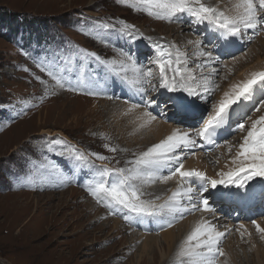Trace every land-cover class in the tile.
I'll return each instance as SVG.
<instances>
[{
  "label": "rangeland",
  "instance_id": "obj_1",
  "mask_svg": "<svg viewBox=\"0 0 264 264\" xmlns=\"http://www.w3.org/2000/svg\"><path fill=\"white\" fill-rule=\"evenodd\" d=\"M204 2L221 8L227 4L226 0ZM125 25H134L135 28H125ZM186 25L191 27L186 33L188 39L176 44L178 34ZM130 31L132 37L128 35ZM221 34L211 25H195L187 14L172 21L157 19L148 13L141 0H0V264L135 263L144 240L141 236L135 240L132 234L141 230L137 226H127L91 195L88 186L92 177L87 171L97 172L94 176L98 180L102 168L131 169L134 167L131 162L139 153L170 135L165 128L160 130L158 137L154 136L156 130L150 133L147 127L133 132L136 125L129 107L134 104L145 106L138 102L129 103L124 98L125 91L129 92L128 85L138 97L144 94L143 89H149L153 94L159 92L161 87L155 82L159 71L153 63L159 52H169L170 49L175 55L190 47V67L197 66V70H201L207 65L202 61L208 59L196 55L194 47L199 45L207 51L212 49V60L217 61L215 66L219 67L216 75L200 74L204 79L211 78L210 88L218 87L211 93H204L202 87H197V92L208 96L206 101L188 97L196 111L194 116L188 114L191 118L184 120L187 110L175 108L173 104L177 96L174 93L165 96L169 98L167 101L173 102L169 110L175 115L165 122L182 130L196 129L192 124L198 120L195 115L201 113L203 103L209 102L211 96L216 102L223 87L242 71L258 61L264 65V33L256 38L252 32L244 33L247 34L244 41L247 40L248 44L241 43L243 48L240 51L231 52L224 58L213 45ZM198 40H203L202 44L196 43ZM159 43L165 44L167 49L155 51V45ZM128 48L139 53L138 63ZM85 51L96 53L99 59L85 55ZM75 59H81L88 66L85 76L75 72L68 79L73 83L77 76L79 81L75 80L73 86L81 92L69 91L67 85L54 87L47 71L40 67L43 63L56 62L62 69L73 72L71 67ZM148 68L154 73L151 78L146 75ZM37 76L48 81L47 90ZM139 80L145 82L137 87ZM152 85H156L154 90ZM176 94L187 96L179 91ZM261 98L257 94L244 109L252 120L264 115V108L259 112L253 110ZM243 119L247 127L250 121ZM38 123L43 124L39 126ZM243 135L238 132L226 140L229 144L224 143L223 149L212 152L217 153L209 158L213 172H217L219 165L226 161L230 145L231 153L235 152ZM58 138L63 139V146L51 150L48 145ZM111 147L117 151L112 152ZM65 148L78 149L77 155L83 153L86 159L77 161L61 155ZM198 152L199 149H195V155ZM93 153L107 159L99 160ZM195 155L185 150L184 161ZM167 174L166 169H161L154 174V182L149 180L139 185L141 190L156 188L163 182L158 177ZM105 177L113 178L112 175ZM142 192L144 200L154 202L161 199L148 190ZM228 198L234 199V194ZM227 214L229 221L225 226L232 224L231 232L237 230L238 225L253 220L264 227V214L257 217L258 213L252 220L248 218L250 216L233 210ZM170 217L166 214L145 218L152 224L146 231L153 232L156 222L160 226L156 234L175 232L176 235L181 220ZM168 222L172 227L167 228ZM250 229L264 246V240L253 224ZM231 232L222 240L223 251L231 239ZM242 239L244 246L239 248V253L244 247L247 248L244 251L251 253L247 235L244 234ZM225 255L217 258L218 264ZM157 264H162L159 258Z\"/></svg>",
  "mask_w": 264,
  "mask_h": 264
},
{
  "label": "snow or ice",
  "instance_id": "obj_2",
  "mask_svg": "<svg viewBox=\"0 0 264 264\" xmlns=\"http://www.w3.org/2000/svg\"><path fill=\"white\" fill-rule=\"evenodd\" d=\"M150 15H154L157 19L175 20L180 19L183 15H189L197 24H207L213 26L222 37H242L244 33L251 30L252 34H257L260 30H264V0H235L231 9L221 10L218 6H212L204 2V0H141ZM106 28H112L113 25H104ZM125 28L134 29V25H125ZM129 37L133 33L128 32ZM251 39V37H249ZM202 44V41L196 42ZM85 55L99 59L96 53L85 51ZM204 55L209 60L212 59V53L207 52ZM131 61V56H128ZM105 63H108L105 61ZM111 63L115 64L116 61ZM159 69L158 85L171 92L187 93V96H177L174 104L178 111H185L193 103L188 97L205 98L201 93L188 85V80H194L192 76L185 75L184 64L186 59H182L179 53L161 51L159 57L153 61ZM121 62V67H123ZM42 70L47 71L48 77L54 82V87L64 88L68 86L69 91H76V87L72 86L70 81L65 79L67 69H62L56 62L43 63L40 65ZM147 77H153L152 68L146 71ZM36 79L45 86L47 90L48 81L42 80L37 76ZM150 83V80L148 81ZM218 85L209 88L207 83L203 86L204 93L215 91ZM156 85H152V90ZM144 95L141 100L146 108L152 107L155 100L147 95L149 89L142 90ZM261 95V99L254 105L253 110L259 112L264 108V71L251 73L250 78L233 84L229 91L225 92L223 98L212 105L211 113L208 118L203 121L202 125L195 130H184L177 128L172 133L153 144L146 151L139 153L135 160L132 161L134 167L131 169L102 168L100 178L90 183L88 188L98 202L105 207L111 209V214L115 215L119 210L126 209L134 213L138 217L154 218L163 217L164 215L176 214L183 219L184 213L192 211H207L214 213L209 199L204 193H209L210 189L218 186H235L236 188H246L250 185L246 182L261 178L264 180V115H260L257 119L252 120L245 113V118L250 121L246 127L245 122L241 121L236 124L233 132L244 133L241 142L238 144L236 153L232 156V163L236 166L228 172H220L219 178L213 179L203 171L196 169H185L184 160L185 150L188 154L195 155V149L202 147L205 142L213 144L216 147L220 145L216 142L221 129L227 124L232 114L240 109L243 111L247 104L255 99V96ZM140 105H132V111ZM147 117L146 124H150L156 120V116L151 112L143 114ZM228 144V141H222ZM62 138H58L54 143H50L48 147L51 150L59 146H63ZM112 152L117 151L115 147H111ZM78 149H64L61 155H68L77 161L86 159L83 153L77 155ZM232 146H229L231 153ZM99 160H105L107 157L93 153ZM161 169L167 170V175L158 177L163 182L179 177L180 185L177 191H174L164 204H155L153 201L144 200V195L140 188L141 183L149 180L154 182V174L160 172ZM112 175V179H105V176ZM193 178L202 181L199 189L191 186L190 182ZM179 197V201L177 198ZM156 199H159L157 197ZM180 205H183L182 207ZM175 218V216H173ZM125 219H128L125 216ZM257 232L261 234L260 238L264 240V227L253 220ZM167 227H172V223L168 222ZM239 229H247L243 224ZM237 229V231H239ZM232 229L220 231L211 220L201 219L192 231L184 239L179 250V255L186 258L189 264H218L217 258L225 255L221 246L222 240L226 235L230 234ZM244 232L241 233L243 237ZM250 235V234H249Z\"/></svg>",
  "mask_w": 264,
  "mask_h": 264
},
{
  "label": "bare ground",
  "instance_id": "obj_3",
  "mask_svg": "<svg viewBox=\"0 0 264 264\" xmlns=\"http://www.w3.org/2000/svg\"><path fill=\"white\" fill-rule=\"evenodd\" d=\"M226 1H227L226 7L221 8L218 6L221 10L231 9L234 2H235V0H226ZM220 3H222V1H220ZM222 6H223V4H222ZM190 28L191 27H188L186 25L181 30L182 33L178 34L176 44H180L182 42H185L188 39V35L186 33H188L191 30ZM183 31H184V33H183ZM212 37H213V35L211 33L210 38H212ZM196 40H197V38H195V41ZM198 41H203V40H198ZM190 42L193 43V41H190ZM190 42H189V45H190ZM190 46L193 47L192 44ZM194 48L196 49V55L201 56L203 58H207V59H208V57L204 54L212 51V49H210L211 51L204 50L205 48L201 47L199 45L194 47ZM189 49H190V47H188L185 51L184 50L178 51L181 58L186 59V63L184 64L185 75L186 76H192L194 74V80L189 79L188 85L196 90L197 87L203 88V86L207 83L208 87L210 88L211 83L209 80H211V78L206 77V79H204L203 77H200V74L210 73V74L216 75L217 71L219 69V67L215 66V64H217V61L215 62L212 59L211 60H209V59L203 60L202 63L203 64L206 63L207 65H205L204 68H202L201 70H197V66L190 67L191 66L189 63L190 58L188 57V53H189L188 50ZM185 52H187V53H185ZM261 64H262V62L258 61L256 65H254L248 69H245L244 71H242V73H240L232 81H230L227 85H225L223 87L221 93H219L216 96L217 101L215 103H217L220 99L223 98L224 93L229 91L233 84H237L241 81L247 80L248 78H250L251 73H253V72H258L260 70L263 71L264 65H261ZM205 67H207V68H205ZM202 81H204V83ZM138 82H139V84L136 86L140 87L141 85L144 84L145 81L139 80ZM131 90L135 91L132 87H130L128 85L127 91L132 93ZM204 96H206V99L204 98V101H206L208 99V96L205 94H204ZM129 109H132V105L129 107ZM243 111L246 112L244 109H243ZM145 112H151L152 115L156 116V120L152 121L150 124H146L144 127H141V125L145 124V121L147 120V117H145L143 115ZM161 112H163V110H161ZM130 114H132V119L135 120V125H136L133 132H136L137 130L140 131V130L144 129L145 127H147L150 133L152 130H156L157 133L154 134V136L158 137L159 132L162 128L167 129L170 134L172 133V131L174 129H177V127L173 126V124H167L165 122L167 120V118L175 116L174 114L171 113V109L168 110L167 114H162L160 116H157L154 112L150 111L148 108L139 106L138 108H135L132 111H130ZM185 114H187V113H185ZM187 118H191V117L187 114L184 120H186ZM42 124L43 123H38L39 126L40 125L42 126ZM184 130H195V129L188 128V129H183L182 131H184ZM43 132H45V130H43ZM157 140H159V139L157 138ZM158 142L156 141L155 143H158ZM218 149H220V150L223 149V146L221 145V147H219ZM236 149H234L235 150L234 153H228L227 154V156L225 158L226 161H224L221 165H219L220 168L217 172L212 171V168H211L210 163H209L210 162L209 158H211L213 155H215L217 153L207 154L201 150H199V152L194 157H192L191 160L184 161L185 169H188V168L189 169L190 168L196 169V170L205 172L207 174V176L210 175L211 178H213V177H214V179L219 178L220 172L226 173L236 166L235 164L232 163V159H231L232 156L235 155ZM195 179H198V178H195ZM178 180H179V177H174V178L168 180L167 182H161V184L156 185L157 187L154 189H151V187H144L143 190H148V192H150L151 195H154V193H155L156 195L161 197L160 200L154 201L155 204H157V205H159L160 203L164 204L166 201H168L169 197L175 191V187H178L177 186ZM177 200L179 201V197L177 198ZM180 206L182 207L183 205H180ZM222 207L223 208L225 207V208H224V211H221V213L212 214V213H209L207 211H192L190 213H184L183 219H180L179 216L176 214H172L170 217L171 219L173 218V216H175V218H173V219L178 220V221L181 220V222H179L177 224L176 229L179 230V233H177L176 235H175V232H172V233H169L166 235V234H156L155 233L156 231H153V232L139 231V230L134 231L132 236L134 237L135 240L136 239L138 240L140 236L144 240V243L141 244V246H140L139 253L136 255V261L134 264H157L158 258L160 259L162 264H189V262L187 261L186 258H182L179 255V250H180L182 243H183L184 239L186 238V236L192 231V229L195 227V225L202 218L206 219V220H211L215 225H217V227L220 231H225L226 229H229V228L232 229L233 228L232 224L225 226L226 223L229 221V214H227V213H230V211L232 210V209L229 210V208H231L232 205H228V206L223 205ZM115 223H116L115 226L118 228L119 226H118L117 222H115ZM240 225L237 226V229H239ZM243 225L247 229V232H245L244 229H239V231L235 230L234 232H231V239L228 241L227 247L224 250L226 255L223 259L221 258L220 264H264V246L261 245L259 240L256 238V236L253 235L252 232H250V230H251L250 226L252 224L251 223H244ZM154 226L156 227L159 225L155 222ZM242 232H244V234L247 235L248 241L250 242V248H251L252 252L249 253L248 252L249 250L244 251V248H246V247H244L241 250L242 255L240 257L241 253H239V248L244 246V243H243L244 240L242 239V236H241ZM232 233H233V236H232ZM233 237H234V239H233ZM131 242H134V240H132ZM248 253L251 255L250 259L248 257L249 256ZM145 255H147L149 257L146 258V257H144ZM229 262H231V263H229Z\"/></svg>",
  "mask_w": 264,
  "mask_h": 264
}]
</instances>
